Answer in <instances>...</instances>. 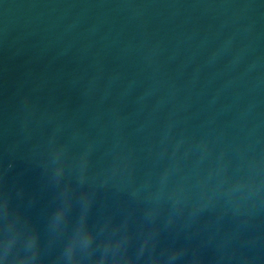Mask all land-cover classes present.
<instances>
[{"label": "water", "instance_id": "1", "mask_svg": "<svg viewBox=\"0 0 264 264\" xmlns=\"http://www.w3.org/2000/svg\"><path fill=\"white\" fill-rule=\"evenodd\" d=\"M0 264H264V0H0Z\"/></svg>", "mask_w": 264, "mask_h": 264}]
</instances>
